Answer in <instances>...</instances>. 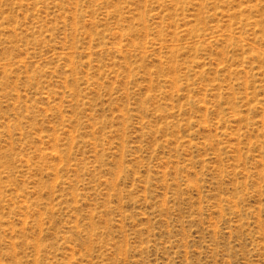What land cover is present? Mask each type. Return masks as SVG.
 <instances>
[{"label":"rangeland","instance_id":"1","mask_svg":"<svg viewBox=\"0 0 264 264\" xmlns=\"http://www.w3.org/2000/svg\"><path fill=\"white\" fill-rule=\"evenodd\" d=\"M0 264H264V0H0Z\"/></svg>","mask_w":264,"mask_h":264}]
</instances>
